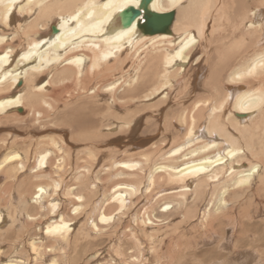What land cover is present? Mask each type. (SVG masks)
Masks as SVG:
<instances>
[{"label":"bare ground","instance_id":"6f19581e","mask_svg":"<svg viewBox=\"0 0 264 264\" xmlns=\"http://www.w3.org/2000/svg\"><path fill=\"white\" fill-rule=\"evenodd\" d=\"M0 133V264H264V0H0Z\"/></svg>","mask_w":264,"mask_h":264},{"label":"rangeland","instance_id":"374dc122","mask_svg":"<svg viewBox=\"0 0 264 264\" xmlns=\"http://www.w3.org/2000/svg\"><path fill=\"white\" fill-rule=\"evenodd\" d=\"M84 38L85 37H83V36H80V37H78V38H76V39H74V41H76L77 40V42H79V41H85L84 40ZM17 58V55L15 54L11 59H10V62H9V66H8V70H11L14 66H15V59ZM29 67L30 66H32V64H29L28 65ZM7 68V67H6ZM16 70L17 71H15V72H13L12 74H8V76L9 75H15V74H19V70L20 69H18L17 67H16ZM22 71V70H21ZM141 130V133H142V127L139 129V131ZM180 130V132H183V129H179ZM2 132V131H1ZM202 132H204L205 133V131L204 130H202ZM0 134H2V133H0ZM141 135V134H140ZM79 149V148H78ZM82 225H83V222H82V220L81 221H75L74 223H73V228H74V231H76V233H77V230H81V227H82ZM81 226V227H80ZM4 228V227H3ZM34 229H36V230H38V228H34ZM79 230V231H80ZM78 231V232H79ZM12 236H13V234H12ZM34 238L36 239V240H39L40 239V236H34ZM102 244H101V243ZM90 242H87V241H83V243L81 244V246L77 249V252L73 255V258H79V259H81L82 258V252L85 250V248H84V244H85V247L87 246V244L89 245V247L90 248H92V247H94L95 245L92 243V244H89ZM100 243V244H99ZM106 244V245H105ZM21 245H23V244H19V250H21L22 248H21ZM24 246V245H23ZM96 248L97 249H102V251H104V252H106V248H107V241L106 240H103V239H99L98 240V242L96 243ZM226 251H228V249L226 250ZM85 252V251H84ZM79 253V254H78ZM7 254H8V252H7ZM2 257V259H4L5 257H3V256H1ZM76 259H73V260H76ZM82 262H78V264H81Z\"/></svg>","mask_w":264,"mask_h":264},{"label":"water","instance_id":"95a60500","mask_svg":"<svg viewBox=\"0 0 264 264\" xmlns=\"http://www.w3.org/2000/svg\"><path fill=\"white\" fill-rule=\"evenodd\" d=\"M133 13H134V15H136L138 13V11L135 10Z\"/></svg>","mask_w":264,"mask_h":264}]
</instances>
